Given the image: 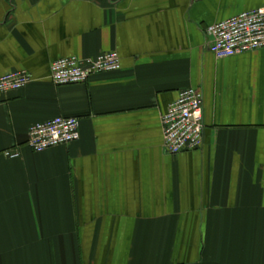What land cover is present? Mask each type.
Segmentation results:
<instances>
[{
	"label": "crops",
	"instance_id": "obj_1",
	"mask_svg": "<svg viewBox=\"0 0 264 264\" xmlns=\"http://www.w3.org/2000/svg\"><path fill=\"white\" fill-rule=\"evenodd\" d=\"M264 0H0V264H264V48L218 58L206 28ZM121 67L57 85L51 63ZM203 93V144L169 154L161 117ZM79 119L44 151L29 128ZM17 151L9 157L6 151Z\"/></svg>",
	"mask_w": 264,
	"mask_h": 264
},
{
	"label": "built area",
	"instance_id": "obj_2",
	"mask_svg": "<svg viewBox=\"0 0 264 264\" xmlns=\"http://www.w3.org/2000/svg\"><path fill=\"white\" fill-rule=\"evenodd\" d=\"M210 36V49L218 58L233 56L264 48V5L245 10L218 21L206 28ZM121 57L116 50L100 53L96 57L82 59L65 56L51 63V79L57 85L85 82L90 75L118 70ZM31 80L27 70H16L0 76V99L3 94L24 87ZM163 148L169 154L197 149L203 144V93L197 87L181 89L161 117ZM79 119L74 116H58L29 128L27 144L34 151L68 144L79 136ZM9 157L18 156L8 150Z\"/></svg>",
	"mask_w": 264,
	"mask_h": 264
}]
</instances>
